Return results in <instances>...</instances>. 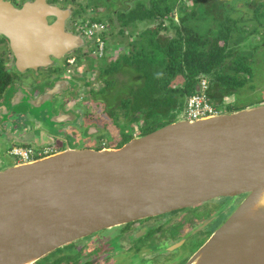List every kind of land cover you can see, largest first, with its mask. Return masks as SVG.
Listing matches in <instances>:
<instances>
[{
	"label": "water",
	"instance_id": "1",
	"mask_svg": "<svg viewBox=\"0 0 264 264\" xmlns=\"http://www.w3.org/2000/svg\"><path fill=\"white\" fill-rule=\"evenodd\" d=\"M66 14L47 0H0V36L20 71L85 46L66 32ZM263 192L264 102L193 121L183 112L120 148L68 149L1 171L0 264H34L105 229L241 195L187 264H264Z\"/></svg>",
	"mask_w": 264,
	"mask_h": 264
},
{
	"label": "flooded vegetation",
	"instance_id": "2",
	"mask_svg": "<svg viewBox=\"0 0 264 264\" xmlns=\"http://www.w3.org/2000/svg\"><path fill=\"white\" fill-rule=\"evenodd\" d=\"M10 1L22 6L26 1L34 0ZM183 2L189 11H196L198 17L202 18L204 9L200 6L201 0ZM47 3L67 13L64 16L66 32L83 36L86 44L83 48L64 55L60 60L51 57L52 63L49 65L39 66L36 70L27 68L20 71L8 41L0 36V147L5 146L7 154L14 159L13 166H6L0 169V172L19 165L18 160L11 154V150L16 146L32 148L36 157L40 154L45 155V152L50 156L68 149L101 150L107 148L100 144L101 138L113 130L111 126L107 127L101 123L92 107H95L98 101L95 91L100 87L107 89L106 80L111 78L105 73L106 67L100 70L104 63L111 65L115 60L113 56L110 57L107 49L110 43L109 36L113 34L118 39L126 38V34L125 36L120 34L122 27L118 14L121 11L126 12L134 3L129 0H105L104 4H96L90 13H84L83 10L77 13L80 4L83 3L78 0H47ZM104 5L106 8H98ZM236 8L239 22L234 31V40L230 43L231 55L225 60V65L219 69V73L226 75L230 72L240 83L233 84L234 87L229 86L227 89L220 85L224 93L221 104H212L218 114L227 113L229 109L236 111L264 102L262 100L251 104L240 103L243 95L258 89L257 85L258 91L264 88L260 84L264 75V63L260 60L264 57V0H238ZM92 15H99L106 21V24H103V33L107 34L108 40L103 42V46H98L93 38L87 37L84 33V28L88 25L81 23ZM48 19L50 25L56 21L55 17ZM174 20L178 22L179 16L176 15ZM210 22L211 24H206V28L202 29L203 34L216 28L212 20ZM136 28L128 27L124 30L134 31L138 46V41L144 34L138 32ZM116 40L115 38V42ZM239 58L243 59L247 69L233 74L234 60ZM228 66L231 67L226 68ZM121 76L123 73L116 74L117 79ZM212 77L210 74H202L199 77L198 91H201L202 81H205L208 96L212 90ZM172 86L179 89L178 95L182 101L181 107L173 111V114L179 116L186 112L187 100L192 95L188 94L183 76H179ZM208 100L210 101L209 96ZM81 101L85 103L82 104ZM99 113L106 120L112 121L106 106H103ZM121 114L125 118V114ZM244 197L245 195L219 197L169 212L164 216L150 217L105 229L65 245L34 264H124L123 262L129 259L134 263L142 259L144 264H178L175 260L169 259V255L183 250L185 246L195 241L197 249L182 263L187 264L195 252L234 212ZM207 204L210 205L203 216L191 214V211H196ZM145 248L152 253L146 252Z\"/></svg>",
	"mask_w": 264,
	"mask_h": 264
},
{
	"label": "trees",
	"instance_id": "3",
	"mask_svg": "<svg viewBox=\"0 0 264 264\" xmlns=\"http://www.w3.org/2000/svg\"><path fill=\"white\" fill-rule=\"evenodd\" d=\"M87 1L80 4L77 13L81 10L85 11L84 6L86 7ZM91 1L94 4L105 2V0ZM129 1H132L134 6L118 14L122 36L126 34L125 28L138 27L145 21L153 22L155 25L148 30L149 34L143 35L142 39L145 41L141 43V49L135 44L129 53V58H135L133 65H136L135 70L138 75L136 80H141V83L123 99L121 104L119 103L118 108L125 114L126 120L137 122L135 131L138 134H124L123 141L117 148L122 147L135 136L152 133L177 119L178 116L176 113L173 114V111L181 107L182 101L179 99V89L173 88L172 84L179 76L185 78L188 94L193 96L200 92L199 77L202 74L212 75L213 92L211 90L208 96L209 102L216 105L221 104L220 101L224 96L220 85L227 89L229 86L234 87L233 84L240 83L230 72L226 75L219 73V69L225 65V60L231 55L230 43L234 40V31L239 22V18L236 17L238 0H201L200 6L204 9L202 18L198 17L196 11H189L183 0ZM176 15L179 16L178 22L174 20ZM210 20L216 28L203 34L202 29L206 28V24H211ZM98 23L106 24V21L99 15H92L81 24L92 26ZM97 38L103 42L108 40L103 30L94 40ZM107 49L109 51V48ZM234 61L233 74L246 71L247 65L244 64L243 59ZM113 64L114 61L111 62V65ZM122 67L123 63L119 67L105 69L109 71L105 73L111 76L106 80L107 88L111 86L110 80L112 84L115 82L114 74L116 76L119 72L124 73ZM112 69L116 71L111 73ZM102 100L106 104L105 99ZM230 110L228 112H232Z\"/></svg>",
	"mask_w": 264,
	"mask_h": 264
},
{
	"label": "rangeland",
	"instance_id": "4",
	"mask_svg": "<svg viewBox=\"0 0 264 264\" xmlns=\"http://www.w3.org/2000/svg\"><path fill=\"white\" fill-rule=\"evenodd\" d=\"M78 1L85 3V0H78ZM89 2H90V4H89ZM95 7H96V4H92V1L88 0L87 1V7L85 8L84 13H90L92 11V9ZM98 8L99 9L106 8V5H104L102 7H98ZM154 25H155V23H153V22L145 21L142 24H140L136 28V30L140 33H143L144 35H147V34H149L148 30L151 27H153ZM133 33H134L133 30L131 32H130V30H128L126 32L127 36L124 39H118V37L114 36L113 34L111 36H109V39H110L109 42L110 43L108 45L109 46L108 52H109V55H111L110 57L113 56V58L115 59L114 64L113 65H106V63H104L102 66L103 68H100V70H103V69H105V67L106 68L107 67H113V66L119 67L123 63L122 70L124 72L123 76H121L118 79V81H116V78H115L116 76L114 74L113 78L115 79V82L112 84V80H110L109 83H111V86H109L107 89L100 87L95 91V97H97V100H98L96 103L97 105L95 107H92V109L95 111V116L97 118H99V120L101 121L102 124H104V126H107V127L111 126L113 129L111 131V133L104 134L100 140V144H103V146L107 147V148H117L120 145L119 143L121 141H123L124 134L125 135H134V133H136L135 126H137V124H136L137 122H134V121L130 122L128 120L126 121V119L123 117L124 115L121 114L122 112L118 108L119 103L121 104L123 99L126 96H128L131 93V91L141 83V80L140 81L136 80L138 78V75H137V72L135 70L136 65L135 64L133 65L135 58H129V56H130L129 53L131 52L132 47H135L133 45L137 44L135 35ZM115 38L117 39L116 42H115ZM143 41H145V40L140 39L138 41V47L137 48L141 47V43ZM127 46H129V47H127ZM146 53H148V52H146ZM260 60H262L264 63V57L260 58ZM130 65L133 67L131 68ZM113 71L115 72L116 70L112 69L111 73ZM257 71L259 72L258 69H257ZM106 72L109 73V71H106ZM262 79H263L262 83H260V84L264 87V75H263ZM257 83L259 84V82H257ZM257 87L259 89V85H257ZM258 89L252 93L249 92L246 95H243L240 98V103L241 104H243V103L251 104L252 102H255V101L261 102L262 100H264V88H262V90H260V91H258ZM85 98H87V97H85ZM102 98L105 99L106 105H105V102L102 100ZM80 103L83 104L85 102L81 101ZM103 106H106V108L109 109L110 114L112 116V121L106 120L102 116V114L99 113L102 111ZM123 106L126 107L125 104H123ZM79 112L81 113L82 111L80 110ZM137 134L138 133H136V135ZM13 165H14V159L7 154V148L5 146L0 147V169H4V168H6V166H13ZM223 202H224V200H223ZM209 205L210 204H207L203 207H200L196 211H191V214L194 215V213H196L197 215L203 216L204 214H206V212L209 208ZM201 216L200 217L196 216V218H201ZM185 220L186 219H183V221H185ZM195 243H196L195 241L192 243H189L187 246H185L183 248V250L178 251L175 254L169 255L168 258L171 260H175V262L178 264L184 263L186 261V259L191 255V253L197 249V246H196L197 243L196 244ZM145 251L152 253V251H150L146 248H145ZM164 259H167V258H164ZM123 263L124 264H144V260L140 259V260H138L137 263H134V262H132L131 259H129V260L124 261Z\"/></svg>",
	"mask_w": 264,
	"mask_h": 264
},
{
	"label": "built area",
	"instance_id": "5",
	"mask_svg": "<svg viewBox=\"0 0 264 264\" xmlns=\"http://www.w3.org/2000/svg\"><path fill=\"white\" fill-rule=\"evenodd\" d=\"M102 30H104L103 24L98 23L93 24L92 26H86L84 28V33L87 37L95 39ZM95 41L96 43H99L100 46H103V41L100 38H97ZM217 114V109L208 100L205 91V81H202L201 91L198 94L189 97L187 100V119L193 121ZM11 154L18 160L19 165L49 157L47 156V152H45V155L40 154L39 157H36L35 151L32 148H24L21 146L14 147L11 150Z\"/></svg>",
	"mask_w": 264,
	"mask_h": 264
},
{
	"label": "bare ground",
	"instance_id": "6",
	"mask_svg": "<svg viewBox=\"0 0 264 264\" xmlns=\"http://www.w3.org/2000/svg\"><path fill=\"white\" fill-rule=\"evenodd\" d=\"M262 202H264V192H263L261 198L259 199L258 203H262ZM263 209H264V205L260 206L259 211H261V210H263ZM257 213H258V212H257Z\"/></svg>",
	"mask_w": 264,
	"mask_h": 264
}]
</instances>
